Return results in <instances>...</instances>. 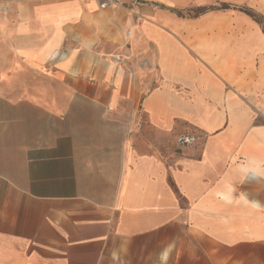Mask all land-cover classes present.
Returning <instances> with one entry per match:
<instances>
[{
	"label": "crops",
	"instance_id": "obj_1",
	"mask_svg": "<svg viewBox=\"0 0 264 264\" xmlns=\"http://www.w3.org/2000/svg\"><path fill=\"white\" fill-rule=\"evenodd\" d=\"M218 3L264 17L0 0V264H264V32L173 12Z\"/></svg>",
	"mask_w": 264,
	"mask_h": 264
},
{
	"label": "trees",
	"instance_id": "obj_2",
	"mask_svg": "<svg viewBox=\"0 0 264 264\" xmlns=\"http://www.w3.org/2000/svg\"><path fill=\"white\" fill-rule=\"evenodd\" d=\"M228 9H236L239 11H242L243 13H245L247 16H249L250 18H252L254 21H256L262 28L263 32H264V17L258 13L257 11L252 10L249 7H240V8H236V7H232L229 4H222V3H218L216 5H212L209 7H199V8H194L193 10H173V12L179 17H184V18H196L199 16H202L204 14L209 13V11H214V10H219V11H224V10H228Z\"/></svg>",
	"mask_w": 264,
	"mask_h": 264
},
{
	"label": "built area",
	"instance_id": "obj_3",
	"mask_svg": "<svg viewBox=\"0 0 264 264\" xmlns=\"http://www.w3.org/2000/svg\"><path fill=\"white\" fill-rule=\"evenodd\" d=\"M99 1V8L106 9L108 7H117V6H130V7H137L148 4L151 0H98ZM197 141V137L193 135L183 136L178 140L179 146H189L195 144Z\"/></svg>",
	"mask_w": 264,
	"mask_h": 264
},
{
	"label": "rangeland",
	"instance_id": "obj_4",
	"mask_svg": "<svg viewBox=\"0 0 264 264\" xmlns=\"http://www.w3.org/2000/svg\"><path fill=\"white\" fill-rule=\"evenodd\" d=\"M263 27H264V24H263ZM149 135H150V138H152V137H154L155 134L153 132H151V130L149 129ZM162 143L165 144V146H166L165 149L167 152L168 151L169 152L170 151L171 152H177L176 149H177V145L179 146V143L177 141L175 142V140L173 138H171L170 135L165 136Z\"/></svg>",
	"mask_w": 264,
	"mask_h": 264
}]
</instances>
